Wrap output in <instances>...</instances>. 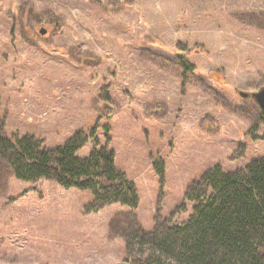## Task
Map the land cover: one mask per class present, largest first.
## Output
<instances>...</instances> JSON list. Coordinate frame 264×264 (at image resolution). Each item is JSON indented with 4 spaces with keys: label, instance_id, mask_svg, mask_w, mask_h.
I'll use <instances>...</instances> for the list:
<instances>
[{
    "label": "rangeland",
    "instance_id": "1",
    "mask_svg": "<svg viewBox=\"0 0 264 264\" xmlns=\"http://www.w3.org/2000/svg\"><path fill=\"white\" fill-rule=\"evenodd\" d=\"M261 87L264 0H0L4 134L54 148L81 131L78 155L107 145L138 194L91 210L88 190L0 160V264H131L136 225L185 220L207 168L264 155Z\"/></svg>",
    "mask_w": 264,
    "mask_h": 264
},
{
    "label": "trees",
    "instance_id": "2",
    "mask_svg": "<svg viewBox=\"0 0 264 264\" xmlns=\"http://www.w3.org/2000/svg\"><path fill=\"white\" fill-rule=\"evenodd\" d=\"M87 138L76 131L47 148L31 134L5 135L0 123V160L16 179L47 178L88 190V209L111 203L136 208V186L117 168L113 150L96 141L85 156L78 155ZM155 170L163 178L162 163L155 162ZM184 196L193 204L185 220H163L151 230L136 225L128 232L131 264H264V155L239 170L225 171L218 164L207 168Z\"/></svg>",
    "mask_w": 264,
    "mask_h": 264
},
{
    "label": "water",
    "instance_id": "3",
    "mask_svg": "<svg viewBox=\"0 0 264 264\" xmlns=\"http://www.w3.org/2000/svg\"><path fill=\"white\" fill-rule=\"evenodd\" d=\"M40 33H44L45 32V28L41 27L39 29ZM244 95H246V93H243ZM250 96L253 98V100L264 110V87H261L255 91H252L250 93Z\"/></svg>",
    "mask_w": 264,
    "mask_h": 264
}]
</instances>
